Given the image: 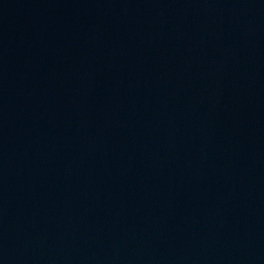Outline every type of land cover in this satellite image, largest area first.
<instances>
[{
  "label": "water",
  "instance_id": "obj_1",
  "mask_svg": "<svg viewBox=\"0 0 264 264\" xmlns=\"http://www.w3.org/2000/svg\"><path fill=\"white\" fill-rule=\"evenodd\" d=\"M0 264H264V0H0Z\"/></svg>",
  "mask_w": 264,
  "mask_h": 264
}]
</instances>
